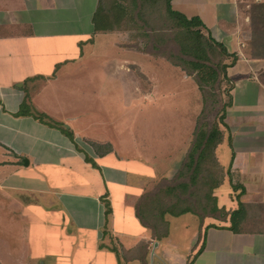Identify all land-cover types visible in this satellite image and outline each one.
Masks as SVG:
<instances>
[{
    "label": "crops",
    "instance_id": "1",
    "mask_svg": "<svg viewBox=\"0 0 264 264\" xmlns=\"http://www.w3.org/2000/svg\"><path fill=\"white\" fill-rule=\"evenodd\" d=\"M239 4L171 1L174 10L198 16L214 39L239 55L227 68L231 104L225 110L227 131L220 126L224 138L215 153L222 167L230 165L244 179V187H257L258 197L264 187V85L258 77L264 60L243 53L247 39ZM96 7L97 0H0V264H143L144 257L147 264H186L200 249L191 264H264L263 233L201 229L196 222L195 233L202 237L189 248L188 220L181 222L180 238L173 234L180 218L167 215L168 234L159 240L140 223L138 198L171 169L156 160L158 152L149 143L135 142L134 123H129L134 118H126L129 125L121 130L130 131L129 143L120 134L118 144L103 132L88 137L91 129L101 132L106 125L83 121L74 108L79 101H68L79 88L76 77L91 69L94 75L86 81L94 91L97 76L103 75L119 77L141 105L160 98L155 83L153 94L145 93L139 78L129 88V66L135 62L90 48L95 49L94 36L104 33L94 30ZM116 44L128 49L122 40ZM26 102L47 118L19 114ZM56 103L62 110H55ZM58 122L68 124L71 137ZM90 141L110 143L112 151L99 156ZM223 143L231 148L226 164L217 152Z\"/></svg>",
    "mask_w": 264,
    "mask_h": 264
},
{
    "label": "rangeland",
    "instance_id": "2",
    "mask_svg": "<svg viewBox=\"0 0 264 264\" xmlns=\"http://www.w3.org/2000/svg\"><path fill=\"white\" fill-rule=\"evenodd\" d=\"M260 3H264V0H240L239 16L241 17L242 23L245 25L243 31L246 32L245 35L247 39L245 44H243V53L246 57L250 56L252 50L249 43L251 34L253 32L258 33V26L260 28L264 27V20H258L261 12L256 10V5ZM134 32L133 30H124L96 34L94 36L95 49L93 45L90 46V48L93 51L111 54L116 60L128 59L130 62H135L130 63L129 66L128 86L132 88L135 81L139 78L142 84L145 85V93L153 94L151 88L153 83H155V86L158 87L157 92L160 94V98L156 104L144 103V105H141L134 101L131 96L132 92H130V89L129 91L125 90L124 83L122 84V82L119 81V77L110 79L109 76L105 77L103 75H98V82L94 91L92 89L93 85L87 86L88 83L86 81L87 78L94 75L93 69L83 74L81 72V74L76 77L77 81L75 88L77 86L79 88L74 91L75 98H73V94L71 93V98L68 101H79V106H75L74 108L81 113L80 117L83 121L87 122L90 118L97 120V122L103 121L104 124L102 125L107 126L109 123L111 124L112 130H107L106 126L103 127L101 132H96L95 129H91L89 132L90 134H87L88 137H95L96 133L97 137H101L103 132L107 133V135H111L115 143H117V140L119 142L122 138L123 141L129 143L131 140L130 131L121 130L127 129L126 125H129V123L130 126L134 123V133L132 134H134L136 138L135 142L143 146L146 142L149 143V146L158 152V155H155V157H157L156 160L167 164L168 168L171 169L168 172L160 173V177H158L156 182L150 184L147 188L145 192L147 193L156 191L157 188L165 185L167 181H170L176 175L186 152L190 148L193 133L198 121L207 124H212L215 121L217 122V118L221 113L220 108L223 104V100H225L226 94H222L215 88L210 89L206 87L204 89L206 95H208L209 91L211 93L208 95L207 104L204 105L203 95L198 89L193 77L187 75L180 66H174L166 60L165 56L167 55L164 54V52H177V48L174 44L166 45L165 47L159 46L155 49L152 41L149 42L146 38L142 37L134 38L132 36ZM117 37L121 39H117ZM118 40H122L123 44H128V46L123 45V47H128V49H119L116 44ZM240 47L242 48L241 45ZM262 48L261 50L264 52V47ZM137 49L141 53L136 52L135 50ZM86 51H88L87 48ZM260 59L264 60V58ZM230 61L231 59L228 58L225 62L229 63ZM137 63L140 66H137ZM239 66L242 67L244 65L240 63ZM122 77H125V75L123 74ZM258 77L264 80L263 69L260 71ZM90 97L94 98L90 99ZM146 98L149 101L153 99L150 96ZM64 100L67 99L65 98ZM53 105H55V110H62V107H60L58 103ZM69 108L70 111H73L72 106ZM20 109L34 117L47 118L43 115L41 116V112L32 109L27 102L24 103ZM126 118L134 119L132 122L129 121L128 123ZM52 121L53 124L56 123L55 120ZM56 125L66 133L68 132V134H71L72 131L67 129V123L61 125V123L58 122ZM224 129L227 131L225 127ZM131 131L133 130L131 129ZM119 134L121 135V139L117 138ZM141 134H143L142 137H140ZM154 143H161V147L159 145H154ZM230 150L231 148L225 143L219 147L217 152L221 163L226 164V158L227 155L229 157ZM222 168L223 182L218 188L214 189V195L217 196V205L221 208L223 207L229 214V212L237 208L238 201L236 198L239 196L240 201L249 204L246 217L240 224L239 229L244 233L264 234V187L261 188L260 191L262 193L260 192L258 197L255 196L256 186L244 187L245 192L240 193L241 189L239 186H244L242 184L244 179L232 172L230 165H223ZM165 174H168V177H162ZM233 184L239 187L238 190L233 191ZM177 217L180 219L175 221L176 226L173 234L181 238V222L188 220V229L186 231L188 232V247L190 248L196 239L202 237L201 232L196 235L195 232L198 231V228H194L195 223H198L199 219L191 213H185ZM226 218H228V215ZM227 221L228 220L223 222L212 218H206L201 226L199 223V226L201 229L213 223L223 226L229 224ZM182 236L184 237V235ZM193 254L194 252H191L188 256V260L191 259Z\"/></svg>",
    "mask_w": 264,
    "mask_h": 264
},
{
    "label": "trees",
    "instance_id": "3",
    "mask_svg": "<svg viewBox=\"0 0 264 264\" xmlns=\"http://www.w3.org/2000/svg\"><path fill=\"white\" fill-rule=\"evenodd\" d=\"M171 1L97 0L93 15L95 31L133 30L134 38L142 37L149 42L152 41L155 49L174 44L177 52H164L167 55L166 60L174 66H180L187 75L193 77L203 95L204 105L207 104L208 95L211 93L209 91L206 95L204 90L206 87L215 88L226 94L217 122L207 124L198 121L190 148L176 175L156 191L142 194L135 204V213L140 223L150 229L152 237L158 240L168 234L166 216L177 217L185 213L197 216L200 225L206 218L223 222L228 220V225L219 226L213 223L206 225V228L221 227L239 233L242 232L239 227L246 217L249 204L240 201L237 196L238 206L228 214L223 207L217 205V196L214 195V189L223 182V168L217 159L215 149L224 138L220 126L227 129L224 117L226 108L231 104L230 90L233 87L231 79L227 77V68L237 62L239 55L236 52H229L225 44L214 39L198 16L187 17L174 10ZM256 10L261 12L258 20H264V3L257 4ZM257 31L258 33L251 34L249 43L252 50L249 57L264 58V52L261 50L264 47V27L258 26ZM228 58L231 61L226 63ZM259 79L264 85V80ZM18 113L26 111L20 109ZM68 135L71 137L70 133ZM89 144L99 156L112 151L111 144L107 142L90 141ZM91 163L94 165V162ZM239 187L240 193H244V186ZM239 187L232 185L233 191ZM109 212L107 208L106 214ZM198 252L196 251L192 258ZM142 263L147 264L145 257ZM186 264H191V259Z\"/></svg>",
    "mask_w": 264,
    "mask_h": 264
},
{
    "label": "water",
    "instance_id": "4",
    "mask_svg": "<svg viewBox=\"0 0 264 264\" xmlns=\"http://www.w3.org/2000/svg\"><path fill=\"white\" fill-rule=\"evenodd\" d=\"M154 245L156 246V245H157V243L155 242V243H154Z\"/></svg>",
    "mask_w": 264,
    "mask_h": 264
}]
</instances>
